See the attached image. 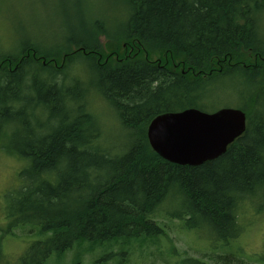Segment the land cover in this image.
Masks as SVG:
<instances>
[{
	"label": "trees",
	"instance_id": "1",
	"mask_svg": "<svg viewBox=\"0 0 264 264\" xmlns=\"http://www.w3.org/2000/svg\"><path fill=\"white\" fill-rule=\"evenodd\" d=\"M119 3L122 22L112 28L87 9L58 40L30 36L0 50V140L19 127L17 146H0L24 162L2 231L32 226L39 237L21 264H44L86 242L164 235L156 217L167 200L176 206L168 216L226 244L242 232L239 209L264 200V0ZM220 97L246 116L222 155L193 166L152 150L153 117L213 112L221 106L208 102ZM90 98L115 112L122 143H105Z\"/></svg>",
	"mask_w": 264,
	"mask_h": 264
},
{
	"label": "rangeland",
	"instance_id": "2",
	"mask_svg": "<svg viewBox=\"0 0 264 264\" xmlns=\"http://www.w3.org/2000/svg\"><path fill=\"white\" fill-rule=\"evenodd\" d=\"M120 6L119 0H0V50L11 49L30 36L49 43L58 40L69 30L79 28L87 9L90 16L95 12L102 15L112 28L122 22ZM208 103L215 109L233 100L220 97ZM88 107L102 126L105 143H122L125 134L115 112L99 98H90ZM18 130V126H12L8 138L1 139L0 145L17 146L14 133ZM23 166L22 160L0 146V235L6 225L3 211L20 186L18 171ZM162 208L156 220L164 228V235L130 244L120 239L109 247H93L86 242L73 246L60 257L52 253L44 264H189L182 262L186 258H198L209 264H264L263 199L256 198L247 204V209H239L238 218L244 224L242 232L226 244L213 239L205 228L186 229L185 219L168 216L166 210H176L169 200ZM36 230L25 226L3 232L0 264H21L23 252L39 238Z\"/></svg>",
	"mask_w": 264,
	"mask_h": 264
},
{
	"label": "water",
	"instance_id": "3",
	"mask_svg": "<svg viewBox=\"0 0 264 264\" xmlns=\"http://www.w3.org/2000/svg\"><path fill=\"white\" fill-rule=\"evenodd\" d=\"M244 111L221 107L213 112L198 108L164 112L147 126L153 151L179 165H199L222 155L245 130Z\"/></svg>",
	"mask_w": 264,
	"mask_h": 264
}]
</instances>
